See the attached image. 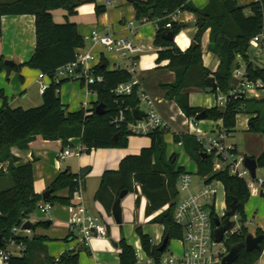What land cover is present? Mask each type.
I'll list each match as a JSON object with an SVG mask.
<instances>
[{
    "label": "trees",
    "instance_id": "16d2710c",
    "mask_svg": "<svg viewBox=\"0 0 264 264\" xmlns=\"http://www.w3.org/2000/svg\"><path fill=\"white\" fill-rule=\"evenodd\" d=\"M131 3L141 22L155 20L157 33L154 44L158 50L157 62L168 60L167 68L174 72L176 79L171 84L164 85L166 97L173 99L188 117H196L203 110L207 111L211 121L222 120L226 129L232 133L237 126V116L240 113L250 115L248 131L264 133V99L239 98L230 101L225 108L212 107L202 109L190 104L189 89L194 85L215 94L228 92L233 83V67L237 55H245L250 39L264 32V0H255L247 6L240 5L236 0H210L209 4L200 9L191 0H127ZM85 2L96 0H1L0 19L2 16L34 15L36 27V47L32 58L23 64L6 65L3 56H0V73L6 70L21 71L23 66L37 69L48 74L51 78L55 71L68 63L75 61L77 51L85 46V39L79 33L75 22L66 21L58 23L54 20L52 11L65 9L67 18L77 13V9ZM250 8L251 13L245 14ZM190 11L197 16L198 31L195 36L196 45H191L183 51L175 40H167L164 34L172 31L176 36L185 24L178 23L171 15L178 11ZM97 13H105L106 5H96ZM171 23V27H167ZM1 26V22H0ZM210 30V51L218 54L220 64L216 72L212 73L203 61L201 36ZM96 74L104 75V81L90 85V91L96 93L97 100L90 107H82L71 112L61 98V87L64 83L76 79L53 80L50 87L43 94V103L32 108H12L8 99L0 88V163L9 162L5 171L0 169V182L9 177L12 187L0 190V234L3 245L7 247L11 238L22 241L26 247L22 256H12L9 264H80L82 251L89 252L83 243L77 247L64 251L58 258L48 254L45 245L46 237L34 235L33 237L14 236L13 227L20 225L28 219L37 209L40 201L54 205L59 202L65 206H76V200L81 197L85 187L84 177L70 169L61 171L48 189L52 193L45 199L34 188V162L28 161L17 165L18 158L12 153V147L27 149L37 136L45 140H61L63 148L72 146L71 139L80 138V144L85 152L98 148L127 147L129 137L132 135L126 127H120L113 121L118 111L125 107L139 109L141 99L138 88L132 94L117 96L114 90L121 84L130 82L133 74L127 69H110L109 61L105 56L96 66ZM213 75L218 87L209 86L208 79ZM263 76V71L254 73L253 79ZM21 80L24 78L21 75ZM84 86V81H81ZM104 104V114H98L96 108ZM129 116L133 115L128 112ZM166 130H156L149 134L151 146L143 148L138 155H128L122 159L118 170H106L101 178L99 188L94 199L100 202L108 213L123 190L129 192L135 189V184L141 186V191L148 199L147 213L153 214L167 208L156 215L151 222L164 226V237L172 239L183 238V228L176 223L174 215L179 199L178 179L185 168L178 165L179 155L167 154ZM175 142H183L187 154L197 165V175L209 177V181L220 180L225 189V204L227 210L237 201V214L240 229L227 240L231 249L240 245L238 259L233 264H254L260 259L264 251V241L261 248L253 251L246 249L244 243L250 233L246 203L251 194L245 180L230 175L225 171H213V156L203 157V145L193 134H175ZM248 157V156H247ZM258 168L264 167V150L258 156ZM67 195H60L62 191ZM139 202V198L137 199ZM49 227L47 220L34 224ZM33 229V230H34ZM136 232L140 238L142 248L150 256H160L169 251V245L164 252L153 238L137 227ZM264 234L258 228L256 235ZM66 240L74 241V237L67 235ZM163 241V240H162ZM120 264H138L136 249L125 238L120 243Z\"/></svg>",
    "mask_w": 264,
    "mask_h": 264
},
{
    "label": "built area",
    "instance_id": "2783aa9c",
    "mask_svg": "<svg viewBox=\"0 0 264 264\" xmlns=\"http://www.w3.org/2000/svg\"><path fill=\"white\" fill-rule=\"evenodd\" d=\"M171 27V23H167ZM133 28V22L129 25ZM85 40H90L94 45H101L108 51L117 54L122 60H128L123 69H127L133 74L130 82L119 85L115 90L117 96L132 94L135 87L138 88L141 102H145L146 110L144 117L138 119L134 115V110L130 107L122 108L113 117V121L120 127H126L131 134L149 135L156 130L167 129L172 126V122H177V117L172 116L166 119L158 110L155 101L151 99L140 88V82L136 78V56L141 52V48L135 44L132 38L125 35H116L109 31L92 30L84 36ZM96 59L92 50L77 51L75 61L59 67L51 78L48 74L40 72L38 82L39 91L44 94L50 87L53 80L76 79L84 81L87 88L90 85L104 81V75L96 74ZM263 71V76L253 79L254 73ZM233 83L228 92L219 91L216 95L218 107L225 108L233 99L248 98L261 99L264 92V32L254 35L249 42V47L245 55H237L233 67ZM128 112H131L132 117ZM184 119L182 128L175 130L176 134H193L203 145V153L213 156V171L227 170L230 175L236 176L246 181L251 193L264 195V179L252 176L251 170L246 166V155L238 151L237 146L230 141L231 133L223 123L205 129L201 126L204 120L196 117H188L182 110L178 113ZM185 126V128L183 127ZM72 146H67L59 153L60 158L71 155H80L83 149L81 144L70 140ZM183 145V142H178ZM196 176L199 178L197 179ZM219 184L223 183L216 179L209 181V177H201L190 171L181 173L178 179L179 199L175 208V221L183 228V238L180 239L182 253L175 254L166 252L158 257L148 255L142 246H137L136 256L138 264H222L223 259L229 254L227 240L240 229V226L227 231L221 242L215 237L218 228L216 219L221 221L226 217L227 207L219 214L217 211V199ZM225 190V189H224ZM226 206V204H225ZM37 208L48 214L53 205L50 202L40 201ZM74 211L69 215L67 226L69 234L74 237V241L89 244L92 238H106L109 236V224L98 215L89 212L83 205L73 206ZM238 222V215L235 216ZM24 220L20 225L13 227L14 236L31 237L32 229H23ZM222 221V224H223ZM26 247L22 241L18 242L11 238L7 247L0 249V264H9L12 256H22Z\"/></svg>",
    "mask_w": 264,
    "mask_h": 264
},
{
    "label": "crops",
    "instance_id": "0c3cea01",
    "mask_svg": "<svg viewBox=\"0 0 264 264\" xmlns=\"http://www.w3.org/2000/svg\"><path fill=\"white\" fill-rule=\"evenodd\" d=\"M143 1H146V0H143ZM191 1L194 3L196 7L202 9L209 4L210 0H191ZM236 1L242 6H247L255 0H236ZM114 2L115 0H100L99 3L94 2L95 5H93V9H91V12L92 13L96 12L97 17H99L98 20L102 21V22L99 21L97 25L94 27L87 26L82 21L75 19V17H81V9L83 6H79L77 9V13L73 16H69L68 18H67V11L65 9L53 10L52 14H53L54 20L58 23H64L66 21L75 22L78 26L79 33L83 37L89 34L92 30L98 29L101 31H109L116 35H125V36L132 38L135 44L141 48V52H139L136 56V59H137L139 58L140 54L144 51L142 47L143 44H140V42L137 41L138 38L142 37V33L139 30L141 29L142 26L145 25L146 22L153 21V20H145L144 22H141L140 26H138L134 18V17H137L134 6L127 1V3H129V8H130L128 11L129 19H127L126 15L124 14L123 9L111 11L112 9L111 7L114 6ZM97 4L106 5L107 11L105 13H97L96 11ZM90 17H93V15H90ZM171 18L174 21H177L178 23L185 24V27L183 28L182 37L179 38L178 35H176L174 39L176 44L183 51H185L195 42V36L198 31L197 16L193 12L186 10V11H178L177 13L171 15ZM0 22H1L0 56H3L5 60H12L15 64H18V65L28 62L32 58L34 51H35V47H36L35 16L34 15L2 16L0 19ZM117 22L120 23L125 29L122 30L120 29V27H118L117 30H115L114 29L115 23ZM131 22H133V28L129 27ZM154 23H155V37H156L157 24H156V21ZM206 32L208 33L209 40H210V30H207ZM155 37H154V41H155ZM147 47H148V50H152L153 48L155 49L156 60L153 63L154 64L153 74H159L158 78L159 77H163V78L156 80L152 78L151 74L145 75V73H142L141 75L136 76V78L140 82V86H141L140 88L142 89V91H144L151 99H153L155 101V104L158 110L165 117H168L170 116L171 108H174V107H172V105L170 104L171 101L166 99V90L163 87L166 84L173 83L176 79V76L174 72H172L171 70L167 68V65L169 63L168 60L163 61L161 63L157 62L159 48L155 46L154 42H153V45L149 44L147 45ZM80 49L82 51L92 50V52L95 55V59L97 61L96 64L97 63L99 64L102 57L105 56L107 60L109 61L110 69H123V67L126 64H128V60H122L117 54L112 53L105 48L111 54L110 56H108L104 52L103 46L99 44L94 45L93 42L90 40H85V46L80 47ZM203 61H204V53H203ZM219 64L217 65V67L211 68L210 66L204 63V65L212 73L217 71ZM162 72L165 73V75H163ZM39 74H40L39 70L30 68L28 66H23L21 71L13 70L12 72L8 73L6 70H4L0 73V88L3 89L8 99V103L12 108L22 107V108L28 109V108L37 107V106L42 105L43 94H41L39 91V82H38ZM21 75L24 78L23 81L21 80ZM4 78H6L7 81H4ZM69 82L64 83L61 87V98H62L63 103L68 106L69 111L75 112V111L80 110L82 107H90L92 103L97 100V95H96L95 98L91 99L90 101L91 103L88 100H86L78 108H74L75 110H71L72 109L71 108L72 98H71L69 89H67L68 86H71V82L70 83ZM80 84H81V81H80ZM193 91L194 89L192 88L189 89L190 98H191V94ZM91 93L92 91H90L88 88L87 95ZM216 95L217 94H215V98L213 99L211 97H208L206 99V104L199 105V106H193V107L212 108V107L218 106ZM263 97H264V92L261 95V99ZM175 104L177 107H179L177 103L174 102V106ZM190 104H191V100H190ZM25 105H29V106H25ZM240 114H238L237 119ZM249 118H250V115H248V117L245 120H243V123H245L247 130L249 128V123H248ZM219 123H223V121L222 120H218V121L204 120L201 123V126L205 129H210L211 127H214L218 125ZM166 139H167V136H166ZM230 141H231V138H230ZM74 143L80 144V138H75ZM134 145H135L134 150L129 148V149H103L102 151H100L102 155V159H101V165L98 168V172H96L97 174L95 173L96 176H100V174L104 173L106 170H118L120 166V162L122 161L124 157L128 155H138L141 153L143 148L150 147L151 138L148 141H144V140L135 141ZM58 147L61 148L60 149L61 151L65 149V148H62L61 140H45L43 139L42 136H37L36 139L30 143L27 149H20L18 147H12V153L18 158V162H16L17 165L26 163L28 161L34 162V179H35L34 188H35L36 193L38 194H43L61 171L70 169L74 173H78V174L81 173V172H78V170H72L70 167H66V168L62 167L61 160L65 159L66 157L60 158L57 152L55 153L52 150ZM82 152H85L84 146H83ZM174 152L176 151L170 150L169 144H167L168 156H170ZM43 158H47V160H49L51 164L50 169H48L46 173L43 172L42 170L41 162ZM56 158H59L60 161L56 160ZM89 163H90L89 158L81 159L79 163L81 167L80 169H82L83 167L87 168L89 166L90 167L89 170H90L92 166ZM8 165H9V162L0 163V169L2 168L6 171L8 168ZM178 165L182 166L179 163ZM185 170L189 171L187 169ZM196 172H197V169H196ZM100 182L101 180H99V182L98 180L96 181L92 180L88 188H87V184L85 183V187L81 192V197L78 200H76V203L79 205L80 204L83 205L89 212L95 215L101 216L103 218L101 214L97 213L95 203L96 202L99 203L103 208L104 206L100 202L94 199L95 193L97 189L99 188ZM60 195H64V196L67 195V191L66 190L62 191ZM138 198H139V202L137 203L141 204L142 197L138 196L137 199ZM144 205H145L146 216L149 217L148 222L153 223L151 222V220L156 215H158L162 210L157 211L153 214H148L147 213V207H148L147 198L145 199ZM66 207L69 211H72V212L74 211L73 206H66ZM104 210L105 212H107L105 208ZM28 219L33 225L43 220H51L52 222L50 226L53 224V217L39 218L31 214ZM67 221H68V218L65 221L66 231L63 236H53L49 234L47 228H49L50 226L42 227L39 231H37L36 229L34 230L32 229L33 236L39 235V236L46 237V240L44 243L47 246L48 254L53 257L58 258L64 251L71 250L77 247V244H78L77 241H71L72 243L69 244V241L66 240V237L69 234ZM251 221L253 222V219L249 220V223ZM138 227H142V225ZM261 229L264 230L263 228ZM144 232L152 236L153 242L156 245H160L162 243L163 234H164L163 225H161V229L155 228L151 232L146 231V230H144ZM122 238H125L126 241L132 246H134L135 248L137 246H142L137 232L133 233V239L127 238L124 236L122 237L117 234L115 235V232L113 233L111 231V228L109 225V236L106 238H97V237L92 238L89 241V244L86 246L89 252L87 251L84 252L86 254V257H82L80 254V264H120L119 243ZM61 239L64 240L65 242L63 248L61 249L58 255H52L51 245L55 242V240H61ZM180 253H182V251L179 253H175V254H180ZM254 264H264V251L260 259L256 261Z\"/></svg>",
    "mask_w": 264,
    "mask_h": 264
},
{
    "label": "rangeland",
    "instance_id": "374dc122",
    "mask_svg": "<svg viewBox=\"0 0 264 264\" xmlns=\"http://www.w3.org/2000/svg\"><path fill=\"white\" fill-rule=\"evenodd\" d=\"M100 0H96L97 3H99ZM94 2H86L83 3L81 6V17H75L76 20L82 21L85 25L87 26H96L97 23L100 21L98 20L99 17H97L96 12L92 13L91 9H93ZM110 6V5H109ZM112 8V9H111ZM111 11H116L118 9H123L124 14L126 15V18L129 19L128 16V11H129V3H127V0H115L114 6L111 7ZM251 13L250 8L245 9V14L249 15ZM90 15H93V17H90ZM85 16V17H84ZM101 18V17H100ZM117 18V17H115ZM136 24L138 26L141 25V21L137 19V17H134ZM102 22V21H100ZM155 20L153 21H148L145 23L144 26L141 27L139 30L142 33V37L138 38L137 41L140 42V44H143V49L139 58H137V72L136 76L141 75L142 73L151 74L153 79H162L163 77H159V74H153L154 68H153V63L156 60L155 56V49L153 48L152 50H148L147 45L152 44L154 42V37H155ZM120 27V29L124 30L125 28L120 24V23H115V30ZM183 34V29L178 32V37L181 38ZM133 37V36H132ZM200 42L202 45L203 53H204V63L211 68L217 67V65L220 62V58L218 54L210 51L209 49V36L207 32H204V34L200 38ZM104 52L110 56L111 54L104 48ZM163 73V72H162ZM160 73V74H162ZM168 73V72H166ZM165 75V73H163ZM154 76V77H153ZM3 79V78H2ZM4 81H7L6 78H4ZM71 86H68L67 89H69L70 95H71V110H75L74 108H78L83 102L88 100L89 102L91 101L92 98H95L96 94L91 93L87 95V86L86 85H81L80 80H72ZM69 82V83H70ZM165 89V87H163ZM192 89L194 91L191 94V105L192 106H199V105H204L206 104V99L208 97H211L212 99L215 98V93L210 92L209 90H204L202 88H199L197 86H192ZM166 90V89H165ZM197 90V91H196ZM88 97V98H87ZM167 100L171 101V105L174 108H171L170 110V116L165 117L170 120V117L176 116L177 117V122H172V126L166 130L167 134L165 135V140L167 144H169L170 150H175L178 155V163L182 166H184L185 169L189 170L190 172L196 174V163L190 158V156L187 154L185 147L183 145H179L177 142L174 140V135L176 134L174 131L175 130H180L182 128V121L183 117L180 116L178 113L180 112V108L174 106L175 100L173 99H168ZM264 97L262 98V100ZM91 103V102H90ZM176 103V102H175ZM29 106V105H25ZM140 107L143 110H146V104L145 102H141ZM202 109H207V108H202ZM248 117L246 113H241L237 119V127L235 131L231 135V141H233L237 148L238 151L246 156L252 157V156H257L258 154H261V152L264 150V133H253L247 130V127L245 126V123H243V120H245ZM207 121V120H206ZM185 128V126H183ZM167 136V139H166ZM150 139L149 135H140V134H132L129 137V143L127 147H117V148H98L92 150L90 153L88 152H81L80 155H71L69 157H66L65 159L61 160L62 167H70L72 170H78V172H81L82 169H80V161L81 159L84 158H89V164L92 166V168L86 173L84 176V181L87 184V188L89 187L90 182L92 180L96 181L101 180V177L103 175L100 174V176H96V172H98V168L101 165V159L102 155L101 152L103 149H133L134 150V142L135 141H148ZM169 142V143H168ZM61 147V146H60ZM54 148L52 149L53 152L59 153L61 152V148ZM63 148V146H62ZM58 150V151H57ZM56 160L60 161L59 158H56ZM88 164V165H89ZM42 170L43 172L46 173L48 169H50L51 164L50 161L47 160V158H43L42 162ZM87 168H90L89 166ZM81 170V171H80ZM96 173V174H95ZM257 177L264 179V167L258 168L256 172ZM197 179H199L196 176ZM13 182L12 180L7 177L3 178V181L0 182V190L6 187H12ZM141 196L142 197V203L138 204L137 203V197ZM145 195L141 191V186L139 184H135V189L131 192H129L121 201V206H122V211H123V223L121 225H116L115 221L112 217V213L105 212L104 208L99 204L95 203L97 213L101 214L103 216V219L107 222V224L110 225L111 231L115 235H120L124 236L127 238H132L133 239V233H136V228L140 225H142L143 230L146 231H153L155 228L161 229V224L159 223H150L149 217L146 216L145 212ZM218 205H217V211L220 214L225 207V190L222 184H219V193H218V199H217ZM167 206H165L163 210H165ZM72 213V211H69L65 205L60 204L59 202H56L53 205L52 210L50 213L46 214L41 212L38 208L35 210L32 215L35 217L39 218H45V217H53V224L47 228L48 233L53 235V236H63L65 231H66V226H65V221L67 220L68 216ZM246 213L248 216V221L246 225L248 226L249 232L256 234V230L261 227L264 229V195L259 194V193H251V196L246 203ZM255 216V217H253ZM253 219V222L251 221L249 223V220ZM29 220V219H28ZM238 225L239 220H238ZM42 227L37 226L36 230L39 231ZM33 234L31 235V237ZM164 237V234H163ZM64 240H55V242L51 245V254L52 255H58L61 249L64 246ZM72 242H69V244ZM181 242L180 239H172L169 245V252H174V253H179L182 251L181 248ZM83 251L81 253L82 257H86V254Z\"/></svg>",
    "mask_w": 264,
    "mask_h": 264
},
{
    "label": "water",
    "instance_id": "95a60500",
    "mask_svg": "<svg viewBox=\"0 0 264 264\" xmlns=\"http://www.w3.org/2000/svg\"><path fill=\"white\" fill-rule=\"evenodd\" d=\"M164 37L167 40H174L175 39V35L172 31H167L164 34ZM194 45H196L197 43L194 42ZM5 64L6 65H10L13 66L15 63L12 60H5ZM208 83L209 86L213 89H216L218 87L216 79L214 76H210L208 79ZM105 107L104 104H99L96 108V112L98 114H104L105 111L103 110ZM134 115L136 118L141 119L142 117H144L145 112L142 109H135L134 110ZM196 118L198 120H207L208 119V114L206 110H203L202 112H200ZM203 157L206 158L207 154L203 153ZM246 166L251 170L252 172V176L256 177V172L258 169V162L257 159L254 157H247L246 158ZM89 171V168H84L81 171V176L84 177L86 175V173ZM52 189H47L44 193H43V197L46 199L51 193H52ZM129 193L128 190H123L119 197L116 199V201L113 204L112 207V217L115 221V223L117 225H121L123 223V211H122V206H121V201L122 199ZM237 201L235 200L231 205L230 208L226 211V218L223 221L220 219H216V225L218 226V228L215 231V237L217 239L218 242H221L224 238V235L227 231H230L232 229H234L237 225V221L235 219H233L235 216H237ZM47 222L49 224H51V220H47ZM23 229H34V225L28 220L26 221L23 226ZM169 241H170V237L167 235L162 243L159 246V251L160 252H164L168 245H169ZM264 241V234H253V233H249L246 237L245 240V247L247 250L249 251H253V250H257L261 248V243ZM3 245V239H2V235L0 234V246ZM239 252H240V245L234 246L231 248L229 254L223 259L222 264H233L239 257Z\"/></svg>",
    "mask_w": 264,
    "mask_h": 264
},
{
    "label": "flooded vegetation",
    "instance_id": "af4514ba",
    "mask_svg": "<svg viewBox=\"0 0 264 264\" xmlns=\"http://www.w3.org/2000/svg\"><path fill=\"white\" fill-rule=\"evenodd\" d=\"M226 218V217H225ZM225 220V219H224ZM223 221V220H222Z\"/></svg>",
    "mask_w": 264,
    "mask_h": 264
}]
</instances>
